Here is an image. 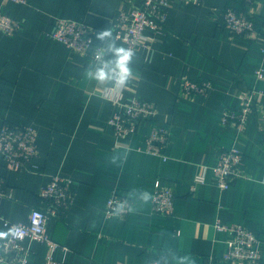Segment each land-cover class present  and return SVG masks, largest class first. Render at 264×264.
Returning a JSON list of instances; mask_svg holds the SVG:
<instances>
[{"label": "crops", "instance_id": "1", "mask_svg": "<svg viewBox=\"0 0 264 264\" xmlns=\"http://www.w3.org/2000/svg\"><path fill=\"white\" fill-rule=\"evenodd\" d=\"M227 5V0L171 1L163 41L154 43L151 53H134L129 65L134 75L122 96L153 101L158 112L116 142L109 124L116 106L104 95L113 81H97L100 60L72 51L51 32L57 18L83 21L97 32L111 29L120 1L0 0L3 13L24 23L12 36L0 31V126L8 121L39 130L38 155L28 170L9 169L0 157L1 215L27 222L33 207H47L39 192L60 173L73 181V202L65 216L48 222L59 261L249 264L222 259L228 234L216 228L221 222L242 224L258 236L259 264H264V78L254 76L264 53L259 43L235 38L224 27ZM234 5L249 8L241 1ZM250 9L257 24H264V0H255ZM94 43L102 44L95 38ZM111 58L105 53L103 60ZM185 76L212 80L215 87L205 96H187L182 92ZM251 88L258 92L255 108L238 135L221 124V116L227 108L239 109V91ZM161 126L170 131L166 160L144 151L148 134ZM233 144L243 152L241 175L221 190L210 168ZM204 167L206 182L191 191ZM115 188L134 204L125 219L105 216ZM155 188L175 194L173 215L153 213ZM10 231L0 221V239ZM25 245L31 248L28 264H45L46 244L27 239Z\"/></svg>", "mask_w": 264, "mask_h": 264}, {"label": "built area", "instance_id": "2", "mask_svg": "<svg viewBox=\"0 0 264 264\" xmlns=\"http://www.w3.org/2000/svg\"><path fill=\"white\" fill-rule=\"evenodd\" d=\"M29 4L31 0H3ZM120 6L114 16L111 29L113 36L122 43L125 48L131 47L134 53L143 50L151 53L153 45L161 42L162 34L167 27V18L171 8L172 0H141L132 3L131 0H119ZM189 3H197L199 0H183ZM228 5L222 14V23L229 30L231 36L244 38L250 44L257 42L264 53V24H257L255 12L250 7L255 0H227ZM242 2L247 5L248 10L236 7L234 2ZM131 4L129 10L125 5ZM24 23L3 13L0 9V31L8 36L15 35ZM97 29L83 21L72 18H57L52 36L65 44L74 52L91 56L98 60L104 59L99 46L95 44L94 38ZM254 76L257 80L264 78V64L257 67ZM215 87V83L209 79L194 80L185 76L182 83V92L187 96L197 94L205 96ZM127 89L116 87L115 82L105 90V97L113 101L115 111L109 118V124L113 130V137L118 142L137 131L139 124L158 112L155 102L131 96L123 100L122 96ZM254 88L239 91L238 98L241 106L239 109L227 108L223 110L221 124L232 126L237 134L246 129L250 114L255 108ZM262 94V92H259ZM39 130L36 127L21 125L4 121L0 126V156L4 159L6 167L13 170H28L38 155L37 138ZM170 131L167 126L155 127L146 138L144 151L149 154L160 156L166 160V147L169 141ZM118 145V144H117ZM243 159L242 150L233 144L230 148L222 151L218 162L210 169L213 174L214 183L221 190H227L239 177L240 164ZM206 171L204 167L199 172L191 185L194 191L200 183L206 182ZM72 179L56 173L40 190V198L47 203L43 208L35 206L31 209L27 222H11L0 213V221H3L11 229L8 236L0 239V264H28L31 248L25 245L27 239L46 244L48 248L45 264H66L54 258V252L58 243L48 231V222L51 218L65 216L73 202ZM3 180L0 178V194H4ZM153 213L173 215L175 212V194L168 189L155 188L151 194ZM133 201L128 195L121 193L117 188L113 189L107 200L106 218H127L133 210ZM216 228L228 234L227 250L222 256L224 261L236 263L259 264L261 254L259 250L260 239L250 229L242 224H223L218 222ZM149 264H165L153 261Z\"/></svg>", "mask_w": 264, "mask_h": 264}, {"label": "clouds", "instance_id": "3", "mask_svg": "<svg viewBox=\"0 0 264 264\" xmlns=\"http://www.w3.org/2000/svg\"><path fill=\"white\" fill-rule=\"evenodd\" d=\"M95 39L102 42L99 46L101 53H111L112 58L103 60L98 57L100 66L95 69L94 78L100 82L106 80L114 81L116 87H123L134 75L129 67L134 50L131 47L118 46L113 36V30L110 28L96 32Z\"/></svg>", "mask_w": 264, "mask_h": 264}, {"label": "trees", "instance_id": "4", "mask_svg": "<svg viewBox=\"0 0 264 264\" xmlns=\"http://www.w3.org/2000/svg\"><path fill=\"white\" fill-rule=\"evenodd\" d=\"M8 122V121H7ZM11 123H13V122H11ZM1 157V156H0ZM6 165V164H5Z\"/></svg>", "mask_w": 264, "mask_h": 264}]
</instances>
